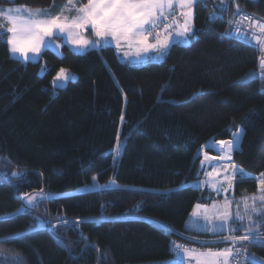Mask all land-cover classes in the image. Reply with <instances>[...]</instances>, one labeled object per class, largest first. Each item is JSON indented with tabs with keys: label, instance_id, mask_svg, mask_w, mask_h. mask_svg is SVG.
<instances>
[{
	"label": "trees",
	"instance_id": "16d2710c",
	"mask_svg": "<svg viewBox=\"0 0 264 264\" xmlns=\"http://www.w3.org/2000/svg\"><path fill=\"white\" fill-rule=\"evenodd\" d=\"M223 1L195 0L190 41L140 64L119 60L111 45L77 53L62 44L61 56L46 48L23 61L0 34V218L11 217L0 219L10 241L0 249L25 264H155L171 261L172 242L222 246L184 227L205 195L193 184L204 176L202 151L244 129L233 163L246 176L234 175L233 196L258 192L264 173V42L232 36L229 24L234 5L264 24V0ZM60 68L76 78L53 93ZM93 181L100 187L79 191ZM247 222L259 238L240 243L249 264H261L264 211ZM177 260L164 264H184Z\"/></svg>",
	"mask_w": 264,
	"mask_h": 264
},
{
	"label": "snow or ice",
	"instance_id": "6c2138e0",
	"mask_svg": "<svg viewBox=\"0 0 264 264\" xmlns=\"http://www.w3.org/2000/svg\"><path fill=\"white\" fill-rule=\"evenodd\" d=\"M72 0H69L71 4ZM174 0H88L87 4L82 5L76 11L77 15L71 20L68 17L62 18L61 13L55 16L45 13L41 9L35 11L29 10L27 16L24 15V9L9 8L6 11L0 10V18H4L11 27L7 28V33L10 34L9 39L6 41L10 45L11 54H19L24 60H29V53L38 54L41 50V45L45 42V37H52L54 32L58 33H71L72 29H80L91 25L95 32V36L100 38L95 41H88L84 39H76L73 43L81 46L103 45L104 38L111 36L117 41L119 47L120 41L124 40L131 47L136 45V54L139 55L141 51L147 52L149 49L155 50L157 55L163 56L166 54L169 47L168 38L163 40L159 39V34L156 35V43H148L149 36L153 30L160 26V19L164 16L165 11L170 9ZM193 0H180V6L187 8L188 11L183 12L184 25L180 32L177 34L184 37L186 41L191 39L193 30L190 25L191 20V6ZM171 25H165V29L170 28ZM260 30L264 33V24L259 25ZM3 34V30H0ZM78 35V33H77ZM138 37V39H136ZM128 53L125 52V56ZM264 63V62H262ZM68 78L66 70L60 69L57 73V82L66 80ZM245 117V122H247ZM244 129H239L233 134V140L220 141L219 143L227 148L229 151L233 150L239 138L242 136ZM230 159V157H227ZM234 175H239L244 178L246 174L242 169L233 166ZM18 175V173H13ZM211 175V173H209ZM264 176V174H261ZM261 191L264 192V180L260 181ZM34 196H27L26 203L33 204L35 201ZM254 202L256 197H251ZM260 202L264 203V196L260 197ZM227 207V205H225ZM245 208L248 205L245 201ZM21 210H18V212ZM253 214H255L253 205ZM15 215V214H12ZM10 216H5L0 219H9ZM251 220V217H248ZM242 219V218H240ZM64 223H67L65 221ZM15 237V233H11ZM259 234L249 230L247 234L240 237H233L232 242L236 240L248 241L257 240ZM3 242L8 243L7 239ZM184 252L191 256L194 250L184 249ZM240 250L235 253L232 248L221 252H211L200 254L204 257L203 264H229V258L240 256ZM0 264H25L24 257L20 254L12 252V250L0 249ZM238 264V261H237ZM250 264H256L253 258Z\"/></svg>",
	"mask_w": 264,
	"mask_h": 264
},
{
	"label": "crops",
	"instance_id": "0c3cea01",
	"mask_svg": "<svg viewBox=\"0 0 264 264\" xmlns=\"http://www.w3.org/2000/svg\"><path fill=\"white\" fill-rule=\"evenodd\" d=\"M194 1L195 0H193V2ZM220 1L221 3L223 2V0H220ZM87 2L88 0H83V2H81L80 0H72L71 4H69V0H59L57 2L52 3L49 7H46V8H35V7H29V6L28 8L29 10H32V11H35L36 9H41L45 13L52 15V16H55L57 13H61V10L63 9V12H66V15L62 14V18L68 17L69 20H71V18L77 15V12L71 9L73 8L78 9L82 5L87 4ZM19 6H21L20 7L21 9H24L23 5H19ZM7 7L9 9L10 6H7ZM172 7H176L178 10H180L181 13L188 11L187 8H182L180 6V0H174ZM24 14H26V10ZM183 25H184V16L182 15V20L177 25H175L173 28L166 29L161 35H159V39L163 40L165 37H167L169 47L172 43H175V42L187 44L185 43L187 41L184 39V37L177 34L178 32L182 30ZM190 25H191V28H193V3L191 6ZM3 26H6V25H3ZM1 30L6 31V27H4V29H1ZM64 34L65 33L54 32L53 36L51 37V43H60V44L67 45V41H66L67 39ZM85 34L87 35V37L88 36H90V38L93 37L92 27H88ZM78 35L79 37H81L82 34L79 33ZM110 39H112V43L109 44L107 43L108 41L106 40V44L111 45L114 48V50H116L118 48L116 39H114L113 37H110ZM148 41L150 43H156V39L153 40V39H150V37ZM113 42H116V43L113 44ZM104 45H100V47ZM124 45H126V48H131L127 42H125L124 40H121L119 47H125ZM153 60H157V59H153ZM144 61L146 60L133 61L132 64H139ZM230 140H233V138ZM239 140L234 149L238 147ZM224 141H229V140H224ZM219 142L220 141H216V142H213V144H215V148L218 147L219 148L218 150L222 151L220 154L217 153L211 146H208V147L210 148L212 153L206 152V154L210 158L215 156V157H218L219 160L214 161L210 159L209 163H205L202 160L200 161L201 166L203 167L204 176L201 180L195 181L193 184L196 187L200 188L205 193V195L202 198V201L198 202L195 205L194 210L187 217V220L184 224L185 229L195 231V232H207L209 234V238L208 237L205 238V241H213V242H214L213 237L215 236H212V235L213 234L216 235L217 233L222 232L223 229L226 227L225 224L229 223L231 226L239 229L244 221L249 220L248 217H251V220H253V218H255V215L257 213L264 211V203L260 202V197L264 196V192L261 191V187H260V190L254 194L244 195V196H233L232 190H233L234 172L232 170H233V166H236L238 168L240 167L233 163L234 149L229 151ZM209 144L210 143H208V145ZM223 148H225L224 152H223ZM227 157H230V159H228ZM209 173H211V175H209ZM261 180H264V176L262 175H261ZM251 197H256V201L254 202L252 199H249ZM226 201H231V202H228L229 204L232 202L233 203L227 206L228 207L227 208L225 207ZM245 201L247 202V205H248L247 210L245 208ZM253 205H254L255 214H253ZM216 248L219 249L220 252L229 249L228 246H221V247H213V246L209 247L208 246L204 248L194 246L190 250H193V249L213 250ZM183 251L184 250L179 251L177 261L183 262L184 264H188L186 257H184ZM172 260L173 259L171 258V261ZM171 261L170 260L162 261V262H157L155 264L170 263Z\"/></svg>",
	"mask_w": 264,
	"mask_h": 264
},
{
	"label": "rangeland",
	"instance_id": "374dc122",
	"mask_svg": "<svg viewBox=\"0 0 264 264\" xmlns=\"http://www.w3.org/2000/svg\"><path fill=\"white\" fill-rule=\"evenodd\" d=\"M81 2H83V0H80ZM7 6H10L9 8H12V9H15V8H20L21 6L19 5H7ZM4 4H1L0 3V10H7L8 7ZM12 6V7H11ZM23 8L24 10H26V14H24L25 16H27L28 14V11H29V8L28 6H25L23 5ZM25 12V11H24ZM234 13V12H233ZM62 14L63 15H66V12H63L62 11ZM256 23V22H255ZM3 25H6V26H3ZM4 27H6V30L7 28L11 27V25L9 23L6 22V20L4 18H0V30L1 29H4ZM88 27H91V25H88L87 27H84V28H80V29H72L71 30V33L69 32H65V37H66V41H67V45L71 48V50L77 52V53H81V52H85L87 51L88 49H93V48H99L100 45H92V44H89L87 46H81V45H77L75 43H73L74 40L76 39H84V40H88V41H95L97 39H100L98 37L95 36V32L93 30V37L90 38V36L87 37V35L85 34V32L87 31V28ZM245 34H243V40H246V41H249L251 43H261V42H264V38L262 39V37H264V33L261 32L260 28H259V25H257V27L254 29V27H247L245 26ZM74 30V31H73ZM255 30V31H254ZM77 33H81V37H79V35H77ZM10 37V36H9ZM111 36H108V37H105L104 40L105 42L103 43L106 44V40L108 41L107 43L111 44L112 43V39H110ZM9 39V38H8ZM53 39V38H52ZM138 39V37L136 38ZM156 39V38H155ZM154 40V39H153ZM190 40H188L187 42L185 43H188ZM116 43V42H113V44ZM148 43H150L148 41ZM107 45V44H106ZM125 47H118L116 50H115V53L118 57L119 60L123 61V62H126L127 64H132L133 61H142V60H147V59H160L163 57V56H160V55H157L156 51L155 50H152V49H149V51L147 52H143L141 51L139 55L136 54V45L133 44L131 46V48H126V45H124ZM50 47V48H49ZM50 49L52 50L54 53H56L57 55H62V44L60 43H51V37H45V42L41 45V50H40V53L44 50V49ZM9 50H10V45H9ZM125 52L128 53L127 56H125ZM40 53L38 54H33V53H29V57L31 61H36L38 60V58L40 57ZM11 57H14V58H17V59H21L23 61H26L23 59V57H21L18 53L17 54H11ZM140 64V63H139ZM62 69V68H60ZM60 69H58L55 74L53 75L52 79H51V84L53 86V93L56 92V89L57 88H60V87H64L69 80L71 79H75L76 78V75L72 72H69L66 70V73H67V76L68 78L66 80H61L59 82H57V73L60 71ZM248 74L246 75V78H247ZM123 143L124 141L121 140V139H118L117 142L115 143L114 147L112 148V153H113V158L116 159L120 153H121V150H122V147H123ZM211 144V145H210ZM208 146H211L217 153H221L222 151H219L218 147L215 148V144L213 143H210ZM225 151V148H223V152ZM210 159L211 160H214V161H218L219 158L218 157H209L207 154H206V151L203 150L202 153H201V160L205 163H209L210 162ZM233 171V170H232ZM100 185L97 184L95 181H93L90 185H87V186H84L82 188L79 189V191H85V190H90V189H93V188H99ZM34 196L36 199L35 201L33 202V204H28L26 203V200L24 201L25 204L27 206H34V205H37V203L43 199V198H46L47 195L46 194H41V195H32ZM228 202H231V201H226V205L229 206L230 204L232 203H228ZM228 208V207H227ZM24 207H19L18 210H23ZM226 209V208H225ZM41 225H51L50 224V221L47 220V221H41L40 223ZM227 226H229V224H225ZM232 227V226H231ZM224 231L225 228H224ZM219 233H222V232H219ZM217 233L215 237L213 238H216L218 237L217 235L219 234ZM220 236V235H219ZM243 236V234L241 235ZM180 250H184V248H181L179 249ZM190 250V249H189ZM194 250V253L193 255L189 256L187 255L184 251V257H186V260L188 261V264H203V260H204V257L201 256L200 254H206L208 253L209 251L211 252H220L219 249H213V250ZM178 251V253H179ZM259 261L261 262V264H264V260L263 259H260L258 258Z\"/></svg>",
	"mask_w": 264,
	"mask_h": 264
},
{
	"label": "built area",
	"instance_id": "2783aa9c",
	"mask_svg": "<svg viewBox=\"0 0 264 264\" xmlns=\"http://www.w3.org/2000/svg\"><path fill=\"white\" fill-rule=\"evenodd\" d=\"M234 13L229 19V24H230V33L234 37L241 38L243 39V34H245V28L243 24L247 27H254V29L257 27V25H260L261 22L256 19L252 14L249 12L245 11L244 9L234 5ZM181 19V13L176 11V9L171 8L167 10L164 14L163 17L160 19V26L153 30L151 36H156L157 33L160 35L165 31V25H171L173 26L175 23H177ZM256 22V23H255ZM260 28V27H259ZM168 29V28H167ZM229 224V223H228ZM252 228L253 232L259 233V228L256 226H252V223L250 222H244L240 229H237L235 227H231L226 225L225 230L223 229L222 233H219L216 237L214 238V241L222 243L224 246H228V248H232L234 253L236 250H240V256L229 258V264H249L248 261V255H247V250L246 247L240 243V240H236L235 242H232L233 237H240L242 234L245 235L249 231V229ZM242 230L243 232H241ZM220 235V236H219ZM180 246L183 247L184 249H188L189 245L180 243Z\"/></svg>",
	"mask_w": 264,
	"mask_h": 264
},
{
	"label": "bare ground",
	"instance_id": "6f19581e",
	"mask_svg": "<svg viewBox=\"0 0 264 264\" xmlns=\"http://www.w3.org/2000/svg\"><path fill=\"white\" fill-rule=\"evenodd\" d=\"M232 16V15H231ZM230 16V17H231ZM256 18V17H255ZM229 19H231V18H229ZM257 19V18H256ZM243 26L245 27V25L243 24ZM231 34V33H230ZM233 36V35H232ZM181 248H183V247H181L180 246V244L179 243H177V242H172L171 244H170V252L172 253V259H174V258H176V257H178V251H179V249H181Z\"/></svg>",
	"mask_w": 264,
	"mask_h": 264
},
{
	"label": "water",
	"instance_id": "95a60500",
	"mask_svg": "<svg viewBox=\"0 0 264 264\" xmlns=\"http://www.w3.org/2000/svg\"><path fill=\"white\" fill-rule=\"evenodd\" d=\"M223 3L225 4V1H223ZM262 62H264V60H262ZM261 62V66L263 67L264 66V63Z\"/></svg>",
	"mask_w": 264,
	"mask_h": 264
}]
</instances>
